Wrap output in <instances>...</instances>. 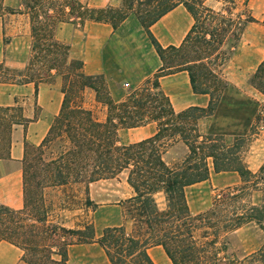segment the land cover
<instances>
[{
  "label": "trees",
  "instance_id": "16d2710c",
  "mask_svg": "<svg viewBox=\"0 0 264 264\" xmlns=\"http://www.w3.org/2000/svg\"><path fill=\"white\" fill-rule=\"evenodd\" d=\"M207 1L122 0L117 8L94 9L79 0H20L21 10L29 17L31 56L23 71L0 64V83L37 84L55 74L62 79L63 93L60 112L42 142L38 146L25 143L23 209L0 205V242L20 249L24 263L67 264L68 246L95 242L110 264H153L147 250L155 246L162 248L171 264H264V241L248 256L238 258L228 253L229 234L244 225L253 224L264 237V163L253 173L242 156L246 137L264 128V105L245 98L248 129L231 141L212 132L203 135L198 129V121L213 116L230 89L209 66L210 61L224 64L229 52L223 47L233 48L244 28L257 20L248 8L249 0H212L220 5L218 9L208 7ZM177 6L183 7L193 22L178 47L164 48L149 29ZM3 13L15 11L5 9L0 0V16ZM129 16L145 30L162 66L140 86L130 89L120 102H114L104 78L84 75L82 62L69 59V46L57 41L54 31L59 23L85 20L105 22L116 29ZM179 71L187 72L193 93L209 96L206 108L173 110L160 89L159 78ZM249 85L264 96V60ZM86 89L92 90L97 103L106 108L104 121H98L82 105ZM24 123L20 108H0V159L9 157L13 127ZM148 123L156 127L152 137L119 145L120 128ZM175 142L181 143L186 152L179 161L166 162L163 156ZM55 145L56 155L45 160L46 150ZM123 172L133 192L121 203L123 217L132 225L130 231L124 225L106 227L96 237L91 224L65 230L50 224L46 212L40 216L32 213V196L39 189L83 184L87 193L89 184ZM211 172H235L241 185L223 191L206 210L193 215L185 190L208 180ZM253 191L261 195L257 205L250 201ZM158 194L164 200L162 209L155 198ZM85 204L94 206L88 198ZM59 231L71 239L60 237V247L51 245L49 239L57 238Z\"/></svg>",
  "mask_w": 264,
  "mask_h": 264
},
{
  "label": "crops",
  "instance_id": "0c3cea01",
  "mask_svg": "<svg viewBox=\"0 0 264 264\" xmlns=\"http://www.w3.org/2000/svg\"><path fill=\"white\" fill-rule=\"evenodd\" d=\"M79 2L89 8L103 9L117 8L122 0H79ZM2 5L5 9L14 10L15 13H3L0 16V64L12 70L23 71L31 56L28 15L21 10L20 0H2ZM258 11L261 12L263 19L264 10L260 7ZM192 22L187 11L177 6L153 24L149 31L160 46L178 47ZM54 38L69 46L70 60L82 62L84 75H100L104 78L114 102H120L124 98L126 88L134 89L140 86L162 66L159 56L147 39L145 30L135 24L133 16L125 19L116 29L108 23L91 20L82 23H59L55 28ZM238 42L228 61V67L233 66L231 64L241 58H244L246 63L237 66L234 73L229 72L227 81L240 89L257 92L249 85L248 79L264 59V51L259 58L254 54L256 45L264 46V25L259 23L247 25ZM251 59L256 61L252 62ZM61 86L62 79L55 74L50 80L37 84L0 83V108H20L21 117L25 121L23 125L13 127L9 157L0 159V205L16 211L23 209L24 146L25 143L38 146L45 138L61 109L63 101ZM159 86L175 112L190 107L206 108L209 104L208 95L193 93L186 71L159 78ZM90 110L93 112L92 109ZM105 117L106 114L102 119L97 120L102 122ZM213 118L214 115L202 118L198 121V125L206 130ZM155 133V125L148 123L136 128H120L117 138L119 145H129L148 139ZM97 184L98 182L89 184V191ZM132 195V189L129 187L127 194L115 200L112 205L97 207L99 209L106 207L119 214L108 227L127 224L121 203ZM93 203L97 204V201ZM147 253L153 264H171L159 246L150 247ZM21 258L20 249L6 242H0V264H26ZM67 264L110 263L101 247L93 242L68 246Z\"/></svg>",
  "mask_w": 264,
  "mask_h": 264
},
{
  "label": "rangeland",
  "instance_id": "374dc122",
  "mask_svg": "<svg viewBox=\"0 0 264 264\" xmlns=\"http://www.w3.org/2000/svg\"><path fill=\"white\" fill-rule=\"evenodd\" d=\"M263 4L264 0L248 1V8L250 9L251 15L257 20V23L262 25H264L262 23L264 18L262 19L261 12L258 11V9L261 7L262 10H264ZM206 5L214 9L220 7L218 3L212 0L207 1ZM238 11H242V6L239 7ZM27 19L29 21V17H27ZM135 24L141 26L137 19H135ZM238 43L239 42H236L233 48H230L231 45L223 47V51L229 52L228 60L224 64L221 65V62L216 59H212L209 63V66L228 82L230 89L225 91L224 101L219 103L210 125L207 128L204 127L206 130H203V128L198 125L201 134L204 135L209 132L216 133L223 135L227 141H231L234 135L247 132L248 123L245 121L247 116L244 106L245 98H251L260 106L264 105V96L259 92H252L250 89H240L227 81V74L229 72L234 73L237 66L246 63V61L243 60L244 58H241L231 64L233 66L230 68L228 67V61ZM263 51V45H256L254 54L259 58V55H261ZM252 52L253 51H251L250 54H252ZM251 60L252 62L256 61L255 59ZM44 76L48 78V76ZM129 91V88L124 90V97ZM82 100V105L84 104L85 108L92 109V113H94L96 119H102L103 116L107 114L106 108L102 104L97 103L95 93L92 90L86 89L83 92ZM97 104L101 107L99 108ZM102 108H104V110ZM259 129L257 133L246 137L242 152L246 166L253 173H256L264 163V128ZM56 145L52 147V149L46 150L43 155L45 160H49L56 155ZM28 151L31 152L30 147H28ZM185 152V147L181 143L175 142L167 148L163 158L166 162H177L183 157ZM32 155L33 154H31V156ZM125 179L126 173L123 172L115 178L97 181L98 184L93 185L91 191L88 189L87 193L83 184H68L59 187H48L43 190L39 189L37 194L32 196V213L34 216H40L46 212L50 224L64 228L65 230L79 229L86 224H91L94 227L95 236L98 237L102 230L108 227L119 214L106 207L103 209L97 207L112 205L115 200L123 198L129 190ZM240 185V178L235 172H211L208 180L190 186L185 190L186 200L191 214L196 215L203 212L211 205L216 196L227 189H232ZM87 198L89 201L92 199L93 201H90L92 203L97 201V204L93 203L94 206L86 205L85 201ZM155 198L159 208L162 209L164 207L162 195L158 194ZM260 198L261 195L259 192H251L250 201L252 204L257 205L260 202ZM126 222L125 228L127 231H130L132 228L131 222L129 220H126ZM58 233L57 238L49 239L48 242L51 245L60 247L63 240L67 241L71 239L62 231ZM60 237L64 239L62 240ZM263 241L264 237L262 232L256 226L253 224L244 225L229 234L228 253L238 258L248 256L257 251L261 247Z\"/></svg>",
  "mask_w": 264,
  "mask_h": 264
}]
</instances>
